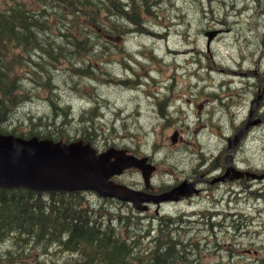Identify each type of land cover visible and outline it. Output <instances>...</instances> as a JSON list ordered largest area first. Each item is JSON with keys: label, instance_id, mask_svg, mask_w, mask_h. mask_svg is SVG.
I'll use <instances>...</instances> for the list:
<instances>
[{"label": "rangeland", "instance_id": "rangeland-1", "mask_svg": "<svg viewBox=\"0 0 264 264\" xmlns=\"http://www.w3.org/2000/svg\"><path fill=\"white\" fill-rule=\"evenodd\" d=\"M249 2L250 0H150L148 7L157 13L151 17L148 15L145 23L139 25L144 29V33H137L138 28L135 24L131 26L127 22H122L125 27L122 30H129V27L132 30L120 31L111 41L106 42L104 46L100 45L94 51L96 56L92 58V63L96 73L101 76L100 80L94 78L86 80L85 77L80 79L79 76L72 78L69 76L70 71L65 68L66 64L60 65L62 68L54 72L55 93L61 102L71 105L73 120L64 127L70 128L67 131L74 135L76 132L73 129L84 124L79 121L78 116L83 110H89L92 105L90 103L95 101L94 107L98 105L99 116L95 117L93 125L88 120L91 127L83 130L87 134V141H95L97 137L99 139L97 145L103 149L127 148L133 154L137 152V156H148V161L157 167L154 181H151L152 187L156 189L166 186L171 188V184L175 183L172 178L181 175L176 162L178 159H186L190 153L184 148L188 137L192 142L190 148L195 150L196 154L200 151L198 144L206 145L203 152L207 156L206 149L210 148L211 144L216 146L217 131L220 129L230 133V136H225L227 138L225 142L229 143L230 139L234 141L235 136L244 128L236 146L231 150L228 147L223 148L222 153H226L228 157L226 161L229 160L230 154H234L233 159L240 162V166L245 167L248 162H255L264 172V130L259 131L258 144L254 143L260 122L249 132L255 120L260 121L262 114L264 116V18L261 13L259 14L261 5L255 11L245 9ZM117 19L127 20L125 17ZM84 22L93 30L101 31L100 28L103 30L96 20L86 18ZM208 30H219L210 47L207 45L208 39L205 35ZM120 41L124 43L126 52L115 46ZM73 61L76 62V58H73ZM77 65H82V62ZM108 72L122 79H132L131 86L108 81L110 77ZM75 85L78 87L86 85L87 92L83 90L84 93H80ZM210 89L221 94L225 103L222 98H218L212 101H215L216 106L210 108L209 101L213 92ZM154 96H157L158 102L153 109ZM184 101L185 109H182ZM195 105L198 108L201 106L202 114L210 108V117L215 116L214 121L217 124L214 125L215 133L210 129L204 131L206 128L200 125L201 132H198L197 124L196 128L192 125L196 116ZM50 113L49 101L41 94L40 98L34 97L33 101L17 110L14 113V121H17L16 125L21 131H27L29 126L26 120L22 122L19 120L32 114L39 116ZM88 119H93L92 114ZM251 132L254 133L252 140L249 139ZM222 144L223 142L219 143L215 153L221 150ZM154 150L158 151L154 153ZM171 168L174 171L168 172ZM129 174L125 175L127 178L125 182L119 183L132 184L135 189L148 193L151 183L150 187H147L141 171L134 169L133 172L129 171ZM134 177L141 180L140 183L135 184L132 181ZM241 179L242 177L236 181L227 179L231 183L227 186L242 183ZM227 186L224 185L216 194L212 224L209 225L211 230L203 231L202 236L206 234L207 237L201 244L200 258L187 256L186 264L189 261L196 264H220V261L224 264H249L237 257L226 256L220 259L214 254H209L214 246L218 249L221 245L220 239L215 236L216 232H220V226L216 224L221 222L222 213L230 217L232 205L234 207L235 204L244 202L243 194H238V189H228ZM97 200L98 197L93 196L92 201ZM259 202H262L260 195L245 200L248 208L258 206ZM149 203L142 202L140 205ZM169 207L170 204L159 207L150 204L146 212L138 211L132 204L112 207L120 215L119 219L124 218V222L128 224V231L134 232L136 237L144 238L142 248L148 250L143 254L140 247L136 246L134 249L130 247L131 257H135L139 262L154 264L157 258L154 255L158 249L154 244V236L156 231L161 235L158 225L162 224L160 219L166 216L165 212ZM238 218L241 222L242 217ZM258 221L261 219H248L253 234L259 229L258 226H254ZM152 222L154 225L151 227ZM97 226L99 227V224ZM25 238L26 236L18 241H24ZM194 238L196 236L193 238L187 236V243ZM13 242L15 240L10 238L3 240L2 243L11 245ZM51 244L53 246L61 243L52 241ZM27 247L21 245L17 248H27V263L30 264L77 263L73 261L74 258L77 260L78 255L60 252L56 247L50 249L52 252L49 253L36 249L32 244H28ZM13 252L16 262L19 261L17 264H24L21 259L20 261L16 258L18 250L14 249ZM6 254L2 262L10 264L13 259H8ZM205 255L207 258H204ZM158 258L161 261L163 256ZM254 262L264 264L260 259Z\"/></svg>", "mask_w": 264, "mask_h": 264}, {"label": "trees", "instance_id": "trees-1", "mask_svg": "<svg viewBox=\"0 0 264 264\" xmlns=\"http://www.w3.org/2000/svg\"><path fill=\"white\" fill-rule=\"evenodd\" d=\"M50 4L58 6L55 13L47 11L46 6ZM96 5L95 0H54L31 7L26 1L0 0V132L51 138L54 141L82 139L89 142L83 130L90 129L88 120L92 125L95 123V117L99 116L98 105L80 113L78 119L84 124L75 127L76 135H72L67 131L70 128L64 127L73 120L71 105L61 102L55 93L54 72L62 68L60 65L66 64L65 68L72 78L101 79L92 63V58L96 56L94 51L99 44L104 46L111 41L122 29L105 28L108 18L98 15ZM87 9L97 11L90 13ZM86 18L98 21L103 30L87 27L84 24ZM130 20L138 31H144L139 25L145 22V17L136 14ZM111 25L117 23L113 20ZM115 46L123 51L122 46ZM79 62L82 65H77ZM108 76V81L131 84V79H121L109 72ZM75 88L83 94L86 85H75ZM41 94L49 101L51 113L32 114L19 120H26L29 126L27 131H21L17 121H14V113L33 101L34 97L40 98ZM90 114L93 119H88ZM119 218L113 208L92 203L82 191L38 192L25 187H0V264H5L2 259L6 253L8 259H13L10 264L19 262L13 256L14 249L18 250L17 259L30 264L27 263V249L17 247L34 243L36 249L47 250L52 241L60 242L58 246L63 250L78 255L73 261L76 264H148L131 257L130 247H140L143 254L148 249L143 250V238L128 231L124 218ZM25 236L24 241H18ZM10 238L15 240L11 245L2 243ZM252 238L255 240V237ZM261 248L258 247V252ZM254 259L264 263V257L256 255ZM185 262L186 257L170 254L163 256L161 261L157 257L154 264Z\"/></svg>", "mask_w": 264, "mask_h": 264}, {"label": "flooded vegetation", "instance_id": "flooded-vegetation-1", "mask_svg": "<svg viewBox=\"0 0 264 264\" xmlns=\"http://www.w3.org/2000/svg\"><path fill=\"white\" fill-rule=\"evenodd\" d=\"M26 1L27 3L31 4V7L42 5V2H48L51 3L54 0H21ZM97 3V8L99 6L101 7V10L103 12V17H107L108 19H112L114 21L117 20V25H113L110 28H117V30H121L124 26L122 25V22H127L131 26L134 25L130 17L135 16L136 14H141L142 17H149L155 15L157 12L150 9L148 7V3L150 0H147L145 3V0H95ZM145 3L144 7L143 4ZM261 5L259 9V14L261 13L262 18H264V0H250V2L245 6L246 10L249 11H255L257 7ZM153 7V6H152ZM46 9L48 12L55 13L56 9H58V6L55 7L54 5H47ZM94 13H96V9H92ZM100 16V13H98ZM260 16V17H261ZM125 17L126 21L118 20L117 18H123ZM264 25V21H263ZM125 28V27H124ZM127 29V28H126ZM99 30H102L101 28ZM132 30L131 27H129V30L127 29L126 32H129ZM123 31V30H121ZM131 59V55H129ZM122 79V78H121ZM129 79V78H127ZM132 80V79H131ZM119 84H123L122 82H117ZM127 86H131L130 83L124 84ZM228 96H231V94H228ZM213 98V99H212ZM218 98H222L223 102L224 97L219 94L217 91L212 92L211 100L209 101L210 108L215 107L216 103L215 101ZM215 100L214 102H212ZM158 102L157 96H154V105H152V108H156V104ZM212 102V103H211ZM185 104L182 103V109H185ZM196 105L194 107V113L195 118L194 125L197 126H204L206 129H209L215 133L214 125L215 123V116L210 117V109L206 111L204 114L200 112L201 106L199 108ZM157 111V110H156ZM260 125L264 128V116L262 114V118H260ZM258 122V125H259ZM205 123V124H204ZM190 125V127L192 126ZM212 133V134H213ZM230 136L229 132H224L221 129V133L219 136V140L223 142L222 148L220 153L218 154H212L211 156H207V159L202 155H196L194 158L193 154H189L186 156V159H178L176 163H178V171H181L180 176H175L172 179L174 180V185L171 184V188L169 186L163 187L161 189H156L155 187H151L148 190V193L152 194H160L164 191L170 190L174 188L181 180H188L190 183H194V188H196L198 191L196 193L191 194L187 197H181L177 200H171L162 202L158 205L153 204V202H150L146 206V210L143 212L148 211L150 208V204L155 205L156 207H159L160 205H168L170 204V207L166 210V216L161 217L162 224L158 225V231L161 234H164L162 237L161 235L156 234L154 236V244L157 249V253L160 255H170L174 254L178 257H195L198 256V253L201 251V243L203 241V227H208L212 224V210H214L215 207V199L216 194L223 189L224 185H231L229 181H227L228 178L221 179L222 175L225 172L224 166L228 163L226 159L228 158L226 156V153H222L223 148L228 147V143L225 142L227 139L225 136ZM99 139L96 138L95 141H92L90 144L97 150L98 153L104 152L108 148H101L97 145V142ZM190 143L189 137L188 141L184 143V148H186L189 151H192L190 149ZM117 145V144H116ZM202 144H200V147L202 149ZM206 146V145H204ZM127 149V148H125ZM129 152H131L129 149H127ZM158 150H154V153ZM134 154L137 155V152ZM140 155L142 153L140 152ZM192 156V158H190ZM203 159V160H202ZM113 160V158H112ZM215 164V166H213ZM241 164H238L239 167L242 168L243 172H247L248 168H256L251 166L249 163L245 167L240 166ZM176 167V164L174 165ZM129 171H134V169L125 170L120 176L116 177L114 176L112 179L115 183L119 182H125L127 178L125 175ZM174 169L171 168L168 172H173ZM250 172H253L250 170ZM256 175H258L256 178L251 179H241L242 183L228 187L227 188H234L235 190L238 189L240 193L243 194L244 202L242 204H235L234 207L232 205V213H230V217L227 216V214L222 213L223 218L221 219V222L219 224L220 226V232H216L217 238L220 239L221 245L218 249H212V251L209 252V254H214V256L223 259L224 257L228 256L231 258H240L242 261L253 264L254 258L256 257V251H258V247H260V241H261V234L264 231V200L262 202H259L258 206H253L252 208H248L246 206L245 200L249 197L256 196L257 194L261 195V189L264 187V177L260 175L259 171H255ZM130 176H133L129 174ZM231 175H235V172H231ZM245 177V176H244ZM194 178V179H193ZM215 179H218V181L215 182ZM237 179V178H236ZM239 179V178H238ZM237 179V180H238ZM230 180V179H229ZM233 181H236L235 179H231ZM132 181L135 184L140 183L141 180L137 179L136 177L132 178ZM151 181H154V174L151 178ZM252 183L253 187L256 188L258 185V191H251V185ZM123 184V183H122ZM132 185V184H131ZM134 187V185H132ZM238 187V188H237ZM235 192V191H234ZM233 192V193H234ZM90 194V198L92 200L93 194ZM102 202L100 204L106 205V207H114L118 206L114 201H116L113 198L104 199L100 198ZM241 218V222H239V218ZM261 219V221H258V231L256 234L251 233L252 230L249 228L248 225V219ZM153 222L151 223V227L153 226ZM189 225V226H188ZM242 226V228H241ZM222 227H226L224 230H222ZM256 229V228H255ZM256 236L255 240L252 239V236ZM187 236L190 238L196 237L193 241H190L187 243L188 239ZM162 238V239H161ZM255 242V243H254ZM192 244L194 245L192 247ZM250 244V245H249ZM180 247V249H178ZM173 251V252H172ZM168 253V254H167ZM208 254V253H207ZM239 256V257H238ZM220 264H224L223 261L219 262ZM188 264H196L194 261H189ZM234 264V263H229Z\"/></svg>", "mask_w": 264, "mask_h": 264}, {"label": "water", "instance_id": "water-1", "mask_svg": "<svg viewBox=\"0 0 264 264\" xmlns=\"http://www.w3.org/2000/svg\"><path fill=\"white\" fill-rule=\"evenodd\" d=\"M218 31L207 32L208 41H212ZM250 125V124H249ZM242 131L230 139L229 149L236 146L242 137ZM112 158H114L112 160ZM231 155L226 173L222 178L233 179L258 175L246 173L234 168ZM128 168L141 171L147 187L156 170V165L148 161V157L126 153L125 150L109 148L98 154L90 143L82 139L70 142L54 141L51 138L38 136L23 137L0 132V187H25L35 191H78L92 190L102 197H114L130 202L136 209L144 210L142 202L177 200L180 196H190L198 190L194 183L186 181L161 194H150L136 190L130 186L115 183L111 178L122 174ZM264 177V173L261 175ZM218 179H215V182Z\"/></svg>", "mask_w": 264, "mask_h": 264}, {"label": "bare ground", "instance_id": "bare-ground-1", "mask_svg": "<svg viewBox=\"0 0 264 264\" xmlns=\"http://www.w3.org/2000/svg\"><path fill=\"white\" fill-rule=\"evenodd\" d=\"M29 4H30V3H29ZM98 11H99V13H100V16L103 17V12H102L100 6H99V10H98ZM104 18H105V17H104ZM106 21H107V20H106ZM112 22H113L112 19H111V20L108 19V22L106 23V27H105V28H109V27H111V26H112V25H111ZM209 31H218V34H219V30H208V31L205 32V35H206L207 32H209ZM218 34H217V35H218ZM217 35H216V36H217ZM206 36H207V35H206ZM216 36H215V38H216ZM215 38H214V39H215ZM245 38H246V37H245ZM207 39H208V36H207ZM214 39H213V40H214ZM213 40L210 41V42H209V41L207 42L208 47H210V46L212 45ZM117 45H118V46H122V47H123V51L125 52V45H124L123 42L120 41L119 44H117ZM99 105H100V104H99ZM257 125H258V123L256 124V126H257ZM96 138H97V137H96ZM113 145H116V144H113ZM108 149H109V148H108ZM126 153H128V152H126ZM234 176H235V178H233V179L237 180L238 178L236 179V173H235ZM193 179H194V178H193ZM94 196H95V195H94ZM107 212H108V211H107ZM113 223H114V222H113ZM113 223H112V224H113ZM114 225H115V224H114ZM188 226H189V225H188ZM256 226H258V224H256ZM172 252H173V251H172ZM167 254H168V253H167ZM74 255H75V254H74ZM163 256H164V254H163ZM160 257H161V255H160ZM154 258H155V257H154ZM161 259H162V258H161ZM164 259H165V258H164ZM168 260H169V259H168ZM145 261H147V260H145ZM170 261H171V260H170ZM172 261H173V260H172ZM148 262H149V261H148ZM162 263H163V262H162ZM166 264H167V263H166Z\"/></svg>", "mask_w": 264, "mask_h": 264}]
</instances>
